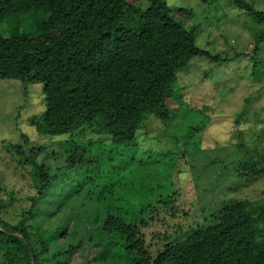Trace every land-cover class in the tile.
Masks as SVG:
<instances>
[{
  "label": "trees",
  "instance_id": "trees-1",
  "mask_svg": "<svg viewBox=\"0 0 264 264\" xmlns=\"http://www.w3.org/2000/svg\"><path fill=\"white\" fill-rule=\"evenodd\" d=\"M140 1L0 0V79L20 81L26 93L30 85H43L46 109L30 122L49 137L29 151L25 135L23 143L8 146L23 169L30 166L34 193L29 209L11 223L3 214L14 193L5 199L0 188L1 264H61L49 258L50 246L68 235L74 212L89 226L97 264H264V197L230 196L212 224L166 234L154 251L147 244L150 222L176 213L181 192L169 183L184 163L172 148L155 149L140 137L154 121L173 144L180 130L174 127L188 118L185 112L174 124L170 113L178 74L199 57L229 59L199 48L196 25L185 27L192 10L173 9L165 0H145L141 8ZM231 3L263 25L264 12L246 0ZM253 37L257 53L264 32ZM253 60V69L264 63ZM47 146L67 154L65 162L39 163L49 156ZM177 164L173 178L167 168ZM163 170L165 177H158ZM244 171L248 179L264 175L262 167Z\"/></svg>",
  "mask_w": 264,
  "mask_h": 264
},
{
  "label": "rangeland",
  "instance_id": "rangeland-1",
  "mask_svg": "<svg viewBox=\"0 0 264 264\" xmlns=\"http://www.w3.org/2000/svg\"><path fill=\"white\" fill-rule=\"evenodd\" d=\"M165 1L173 9L192 10L190 20L184 18L185 27L189 30L196 25L199 48L229 61L216 63L199 57L178 74L170 113L174 124L183 122L185 112L188 118L182 126L174 127L180 130L173 144L168 138H161L163 128L154 121L140 137L155 149L172 148L183 155L184 163L178 181L173 179L175 183H169L181 192L175 215L162 214L144 229L147 244L153 251L166 234L180 236L197 225L212 224L214 215L230 201V196L232 200L249 201L264 197V175L249 179L242 175L249 167L264 169V63L258 61L257 70L253 69V59L264 58V43L255 53L253 37L264 32V23L259 24L257 16L240 10L231 0ZM246 2L256 11L264 12V0ZM139 5L145 8L148 3L141 0ZM236 54L242 55L234 59ZM257 76L259 78L255 79ZM204 107L208 111L199 113ZM45 109L41 83L30 85L26 93L20 81L0 79V188L5 199H9L7 192L14 193L13 205L3 214L11 223H16L23 210L30 207L28 198L34 190L30 166L23 169L17 160L19 156L8 146L23 143V135L31 142L25 147L26 151L42 146V141L49 137L40 135L30 119L41 115ZM44 148L49 156L41 155L39 163L44 160L47 165L56 167L65 162L67 154L59 147ZM180 164L174 169V165L168 166L169 171L174 170L172 177L178 174L176 168ZM155 174L154 168L151 177ZM164 174L166 170L158 177L163 178ZM66 227L68 235L51 244L49 258L54 256L61 264H97L93 260L95 248L88 238L89 226L79 212L68 217ZM72 247L77 249L70 250ZM2 260L0 254V264Z\"/></svg>",
  "mask_w": 264,
  "mask_h": 264
},
{
  "label": "water",
  "instance_id": "water-1",
  "mask_svg": "<svg viewBox=\"0 0 264 264\" xmlns=\"http://www.w3.org/2000/svg\"><path fill=\"white\" fill-rule=\"evenodd\" d=\"M31 252V251H30ZM31 258H32V260H33V256H32V253H31Z\"/></svg>",
  "mask_w": 264,
  "mask_h": 264
}]
</instances>
